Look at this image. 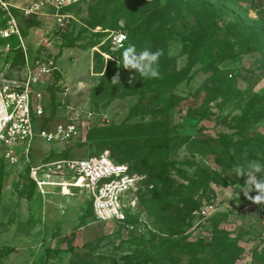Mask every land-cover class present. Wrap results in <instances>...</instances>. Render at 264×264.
Listing matches in <instances>:
<instances>
[{
    "label": "rangeland",
    "instance_id": "obj_1",
    "mask_svg": "<svg viewBox=\"0 0 264 264\" xmlns=\"http://www.w3.org/2000/svg\"><path fill=\"white\" fill-rule=\"evenodd\" d=\"M101 1L69 10L63 25L53 17L19 16L26 49H18L20 41L13 36L8 40L13 49L0 53V76L19 80L27 74L25 52L55 56L58 69L42 82L46 112L38 119V127L52 132L60 126L67 130L74 125L76 129L71 136L53 142L35 139L28 161L0 153V264H136L144 247L136 244L137 238L176 241L187 236L186 241L209 242L215 230L228 232L235 241L240 239L236 264H264V203L245 196L238 186L247 188L246 177L234 174L238 164H264V0H196L199 8L195 13L190 3L181 11L179 0H161L162 4L168 2L171 11L164 20L163 34L169 37L168 56L178 68L187 66L189 52L197 49L196 38L214 15H221L215 37L210 34L198 51L204 52L203 58L192 63L188 78L173 90L180 103L164 117L161 100L154 93L143 97L135 80L111 83L117 73L127 72L119 65L123 49L104 43V26L88 23L91 5ZM177 9L180 11L174 14ZM199 13L206 17H196ZM4 24L0 14V27ZM118 28L128 35L124 24ZM218 44L232 56L219 63L221 71L215 75L205 68L209 52H215ZM123 123L144 126L133 129V136L118 140L123 128L104 130ZM152 123L188 140L171 149V159L178 161L172 175L176 186L183 182L179 171L186 168L185 161L197 164L189 168L191 176L209 179L191 198L194 205L187 206H197L187 219L191 225L185 223L177 231L164 229L161 220L140 203L141 190L129 196V201H136L127 208V218L136 229L133 232L117 222L97 221L86 188L61 186L63 178L55 176L48 179L53 183L36 187L32 165L105 153L125 158L138 138L134 134L150 135ZM231 149L234 157L228 155ZM123 163L134 162L124 159ZM179 206L181 211L185 209L182 202ZM166 249L175 263L210 254L209 248L203 252L191 248L184 255L174 245Z\"/></svg>",
    "mask_w": 264,
    "mask_h": 264
},
{
    "label": "trees",
    "instance_id": "obj_2",
    "mask_svg": "<svg viewBox=\"0 0 264 264\" xmlns=\"http://www.w3.org/2000/svg\"><path fill=\"white\" fill-rule=\"evenodd\" d=\"M167 3L168 2L165 1L162 4L161 0H103L97 4L91 5V21L88 22L92 26L102 25L105 27L103 33H107V40L104 41V43H111L108 38L110 32L112 30H121L118 27L124 24L125 29H128L129 32L126 43L124 47H122L123 50L129 46H135L137 51H141L145 46H148L153 51H162V55L159 59V78L143 80L139 75L132 78L130 72L126 70L125 72L127 73L121 72L119 74V82L125 78L127 81L135 80L137 83L136 88L138 87L140 89L139 93H141L143 97H145L147 93H154L164 104V111L162 112L163 117L166 114L168 115V113L180 103V97L175 95L173 90L180 82L188 78L192 63L203 58L204 52L198 51H201L205 39L210 34L215 37V33L218 27H220L219 21L221 19V15H214L207 29L196 38L195 47H197V49H193L189 52V62L187 66L178 68L175 64V59L168 56L167 41L169 37L163 34L164 28L166 27L164 20H166L168 14L170 15L171 13ZM188 3L193 6V13H195L199 8L197 7L198 3L196 0H179V9L181 11L185 10ZM179 9H177L174 14H178L180 11ZM214 12H217V9H215ZM196 17L204 19L206 14L199 13ZM122 19L125 20V23H123ZM159 28L161 30L160 33H153L154 30ZM151 32L154 34L152 35L153 40L148 42ZM257 32L259 33L261 31ZM121 54L119 56H121ZM230 56H232V52L221 50V44H218L215 52H209V62L205 70H210L215 75H218L221 71L219 70V63ZM104 75H109L108 71H105ZM131 85L133 84H130V86ZM120 95L122 94H116V97ZM254 106H257V102L254 103ZM150 125L153 127V130L149 133L150 135L145 136L144 134L139 136V133L134 134V136L138 138L134 145L130 144L131 151H128L127 157L121 158L119 156H112L111 158L118 163H123L124 159L134 162L132 165L127 163L130 166V171L146 176L139 189L141 190L139 194L140 203L149 214L161 220L164 229H175V231H177V229L185 227L186 224L191 225L190 221L188 222L187 219L188 216L191 215L192 210L197 207L193 206L194 203L191 198L194 194L198 193L201 188L200 186L205 185L209 179L205 178V180H200V176L196 174L191 176L189 174V168L192 170L196 162L185 161L187 162L186 168H181V171H179V176L183 182H179V186H176V180L172 175H174L173 170H176L178 161L171 159V149L173 146L176 148L179 145L185 144L188 140L184 141L182 137H174L171 134L172 131L163 129L160 123H152ZM143 126L144 125L140 124L131 125L123 123L109 126L108 128H104V130L123 128V134L122 132L117 134L115 140H118L133 136L131 131L133 129L143 128ZM128 132L130 135H126ZM124 142H126V140ZM231 151L232 149L228 151V155L234 157L236 154ZM197 168L199 167L197 166ZM35 185L37 187L36 182ZM189 200L190 202L188 203ZM180 202L185 206L183 211H181L182 209L179 206ZM191 203L193 204L192 207L187 208V206H191ZM127 222L130 221L127 219ZM172 223H175V225ZM119 224L124 225L123 223ZM129 230L136 232L135 226L133 229ZM215 231L213 239L209 242H205L204 239L186 241L185 239L187 236L176 241L164 238L159 241L153 239L151 242L137 238L136 244L139 247H144L139 250L141 254L135 259V262L136 264H236L238 260L237 245L240 239L236 238L237 240L235 241V239L229 237L228 232L222 233L219 230ZM181 232L182 230L178 233ZM171 245L178 247L176 251L179 255H184V253L191 248L200 249L202 252L204 249L209 248L210 254L197 257L192 255L187 263L183 261L175 263L171 261L172 257L168 256L170 252L166 249V247ZM166 256L170 259L166 258Z\"/></svg>",
    "mask_w": 264,
    "mask_h": 264
},
{
    "label": "built area",
    "instance_id": "obj_3",
    "mask_svg": "<svg viewBox=\"0 0 264 264\" xmlns=\"http://www.w3.org/2000/svg\"><path fill=\"white\" fill-rule=\"evenodd\" d=\"M91 1L0 0V14L5 18V24L0 27V41H4L0 53L13 49L8 42L13 36L20 41L18 49H26L19 16L53 17L57 24L63 25L71 8ZM108 38L112 47L120 49L126 43L127 34L123 30H112ZM25 53V78L19 80L0 76V152L28 161L35 139L53 142L71 136L76 129L74 125L68 126L67 130L60 126L57 132H52L38 127V119L46 112L42 82L54 75L58 63L50 54L31 56ZM31 174L39 188L53 183L48 180L52 176L63 178L61 186L86 188L91 195L97 221L123 223L128 229L134 228V224L127 222V208L135 205L136 201H129V196L140 189L146 176L131 172L127 163L114 161L108 153L35 164L31 166Z\"/></svg>",
    "mask_w": 264,
    "mask_h": 264
},
{
    "label": "clouds",
    "instance_id": "obj_4",
    "mask_svg": "<svg viewBox=\"0 0 264 264\" xmlns=\"http://www.w3.org/2000/svg\"><path fill=\"white\" fill-rule=\"evenodd\" d=\"M161 55L162 51H153L148 46L141 51H137L135 46H129L123 50L121 56H118L119 65L128 70L132 78L139 75L143 80L157 79L160 76L159 59ZM111 83L119 84V73L113 77ZM234 174L235 177H246L244 184L247 188L238 186L243 189L245 196L255 203H264V164L256 161L238 164L234 167ZM253 190L257 192L254 197L250 195Z\"/></svg>",
    "mask_w": 264,
    "mask_h": 264
},
{
    "label": "bare ground",
    "instance_id": "obj_5",
    "mask_svg": "<svg viewBox=\"0 0 264 264\" xmlns=\"http://www.w3.org/2000/svg\"><path fill=\"white\" fill-rule=\"evenodd\" d=\"M65 192H68V189L67 188H65Z\"/></svg>",
    "mask_w": 264,
    "mask_h": 264
}]
</instances>
